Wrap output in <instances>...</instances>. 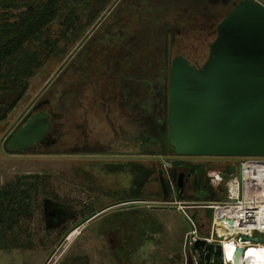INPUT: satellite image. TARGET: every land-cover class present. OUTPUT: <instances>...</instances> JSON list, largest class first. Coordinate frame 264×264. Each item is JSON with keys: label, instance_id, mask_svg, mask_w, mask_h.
<instances>
[{"label": "rangeland", "instance_id": "rangeland-1", "mask_svg": "<svg viewBox=\"0 0 264 264\" xmlns=\"http://www.w3.org/2000/svg\"><path fill=\"white\" fill-rule=\"evenodd\" d=\"M39 1L0 0V25ZM227 11L193 0L61 3L40 39L24 45L42 65L33 68L24 95L0 120V186L23 175L34 181L29 214L11 229L0 227V264H206L186 244L188 217L163 202L158 174L181 171L177 161L204 163L208 172L228 158L141 152L135 108L161 82L168 105L172 62L202 64ZM75 14L80 29L65 30L63 21ZM4 66L3 71L9 67ZM17 91L0 87V112ZM40 108L51 113L52 132L38 145L8 149L12 133ZM129 161L154 169L141 199L124 198L129 171L105 168ZM188 212L206 223L205 209Z\"/></svg>", "mask_w": 264, "mask_h": 264}, {"label": "water", "instance_id": "water-1", "mask_svg": "<svg viewBox=\"0 0 264 264\" xmlns=\"http://www.w3.org/2000/svg\"><path fill=\"white\" fill-rule=\"evenodd\" d=\"M211 44V58L201 68L177 58L170 68L169 131L180 154L209 156L264 155V6L241 0L222 18ZM52 127L50 113H31L7 141L23 150ZM161 184L165 186L164 180ZM212 248L214 244H208ZM197 239L194 247L209 261ZM217 248V264L221 249ZM253 248L247 253L251 254ZM237 249L236 264H244ZM247 257L246 264H252ZM254 264H261L255 260Z\"/></svg>", "mask_w": 264, "mask_h": 264}, {"label": "trees", "instance_id": "trees-1", "mask_svg": "<svg viewBox=\"0 0 264 264\" xmlns=\"http://www.w3.org/2000/svg\"><path fill=\"white\" fill-rule=\"evenodd\" d=\"M63 1L40 0L37 4L29 3L24 10L17 13L14 21L0 25V87L7 90L18 88L15 96L0 112V120L7 117L8 112L17 105L24 95L28 88L27 79L34 74L33 68L42 65L41 62L37 61L36 53L31 54L24 51V45L31 39H40L43 30L59 14L60 5ZM98 1L106 3L108 0ZM239 1L241 0H193V2L200 5L220 4L228 11ZM4 4L12 6V4ZM79 20L78 14H75L74 17H67L63 21L66 25L65 30L80 29ZM11 61H14L15 65H11ZM4 65L9 66L5 71H3ZM10 75H13V78H8ZM162 87L163 83L161 82L157 85L156 91L151 92L149 98L135 108V120H138L136 131L141 130L139 132L140 146L143 153H169L175 150V146L170 141L169 100L166 106ZM169 88L170 76L168 91L166 92L168 98ZM155 147H157V150H155ZM176 164L188 168L194 174V192L192 194L185 193L180 197L202 200L216 198L207 176V166L204 163L177 161ZM105 168L109 172L127 170L132 174L131 185L124 195L125 200L141 199L144 186L154 173L152 167L138 161L106 163ZM28 176H20L4 188L0 186V227L5 226V228L11 229L18 223L20 218L29 214L30 204L28 199L30 198V190L34 187V181L26 180L25 178ZM2 247H7V245Z\"/></svg>", "mask_w": 264, "mask_h": 264}, {"label": "built area", "instance_id": "built-area-1", "mask_svg": "<svg viewBox=\"0 0 264 264\" xmlns=\"http://www.w3.org/2000/svg\"><path fill=\"white\" fill-rule=\"evenodd\" d=\"M226 158L222 168L211 167L207 172L216 198L179 197L164 203L177 205L190 220L192 228L186 233V244L192 249L195 241L202 239L205 245L220 247L222 264H236L240 248L246 264L249 248L264 255V155ZM200 209L206 211V223L196 222L188 212L195 214Z\"/></svg>", "mask_w": 264, "mask_h": 264}, {"label": "flooded vegetation", "instance_id": "flooded-vegetation-1", "mask_svg": "<svg viewBox=\"0 0 264 264\" xmlns=\"http://www.w3.org/2000/svg\"><path fill=\"white\" fill-rule=\"evenodd\" d=\"M253 1H256V2H258V3H260V4H262L264 6V0H253ZM204 56H206V59H205V61L202 64H197V63L191 62L189 60H187V61L189 63L195 65L196 67L201 68L204 65V63L211 58V48H210V51ZM40 109H46L49 112V110L47 108H40ZM40 109H37V110H40ZM37 110H35V111H37ZM50 116H51V121H52V127L49 130V132L46 134V136L48 134H50V132H52V130H53V117H52L51 113H50ZM45 137H43L41 140L36 142L33 146L38 145L39 142L42 141ZM172 152L178 153L176 150H173ZM180 168H182L181 171H178L177 167H176L175 169H173L167 175H165V172L163 170L159 171L158 177H159V180H160L161 195H162V198H163V202L168 200L169 197H171V196H175V197L179 196L180 197L181 195H183L185 193H188V191L194 192V189H193L194 174H192V172L189 171L188 168L181 167V166H180ZM161 179L164 180V183H165L164 187L161 184ZM203 250H204V252L206 250L205 253L209 254V256H210L209 257V261H207L205 259V257H202L200 255V252L198 253L199 257L200 258H204L206 264H217V248L215 250H213L210 247V245H205L203 247Z\"/></svg>", "mask_w": 264, "mask_h": 264}, {"label": "bare ground", "instance_id": "bare-ground-1", "mask_svg": "<svg viewBox=\"0 0 264 264\" xmlns=\"http://www.w3.org/2000/svg\"><path fill=\"white\" fill-rule=\"evenodd\" d=\"M79 233V229L75 230L69 237H68V243L67 245L72 241V239ZM251 256L252 258V264H254V261L257 260L264 264V255H260V251L253 250L251 254L248 253V256ZM246 257V259H247ZM257 257V258H256Z\"/></svg>", "mask_w": 264, "mask_h": 264}]
</instances>
